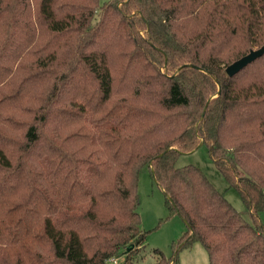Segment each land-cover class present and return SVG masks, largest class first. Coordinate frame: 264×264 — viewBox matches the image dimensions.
<instances>
[{
    "label": "trees",
    "instance_id": "trees-1",
    "mask_svg": "<svg viewBox=\"0 0 264 264\" xmlns=\"http://www.w3.org/2000/svg\"><path fill=\"white\" fill-rule=\"evenodd\" d=\"M264 0H0V264H264ZM204 145L250 217L195 165ZM148 170L187 224L146 252Z\"/></svg>",
    "mask_w": 264,
    "mask_h": 264
},
{
    "label": "rangeland",
    "instance_id": "rangeland-1",
    "mask_svg": "<svg viewBox=\"0 0 264 264\" xmlns=\"http://www.w3.org/2000/svg\"><path fill=\"white\" fill-rule=\"evenodd\" d=\"M106 1L109 0H99L101 4ZM186 164L197 166L230 204L243 214V218L251 220L238 192L234 188L228 187L223 176L208 156L204 145H199L195 150L179 155L176 165ZM137 192L141 228L147 231L146 252L148 253L153 248H159L166 256H170L172 254L171 245L186 230V222L166 206L165 194L152 179L148 170L139 174ZM260 220L264 226V212L260 215ZM125 252L126 250L120 249L117 256L105 264H118L124 259ZM178 260L179 264H208L206 252L199 242L193 244L189 249L181 250ZM151 261L152 257L147 254L145 259L139 261L138 264H149Z\"/></svg>",
    "mask_w": 264,
    "mask_h": 264
},
{
    "label": "water",
    "instance_id": "water-1",
    "mask_svg": "<svg viewBox=\"0 0 264 264\" xmlns=\"http://www.w3.org/2000/svg\"><path fill=\"white\" fill-rule=\"evenodd\" d=\"M263 54H264V46L249 50L246 54L234 60L225 67L226 74L228 76L234 75L235 73L240 71L242 68H244L249 63H251L256 58L260 57Z\"/></svg>",
    "mask_w": 264,
    "mask_h": 264
},
{
    "label": "built area",
    "instance_id": "built-area-1",
    "mask_svg": "<svg viewBox=\"0 0 264 264\" xmlns=\"http://www.w3.org/2000/svg\"><path fill=\"white\" fill-rule=\"evenodd\" d=\"M113 260V259H112Z\"/></svg>",
    "mask_w": 264,
    "mask_h": 264
}]
</instances>
